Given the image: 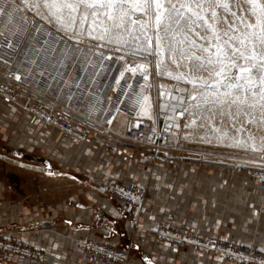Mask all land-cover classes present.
Masks as SVG:
<instances>
[{"label":"rangeland","instance_id":"rangeland-1","mask_svg":"<svg viewBox=\"0 0 264 264\" xmlns=\"http://www.w3.org/2000/svg\"><path fill=\"white\" fill-rule=\"evenodd\" d=\"M184 2H191V0H184ZM213 2L227 3L229 8L236 12L237 16H243L245 19L254 23V18L251 17L250 11H248L250 8L249 5L243 4L241 8H237L235 6L236 0H213ZM257 2L264 4V0H257ZM43 3L44 1L42 2V0H0V9L4 10L0 12V49L9 51L11 56L10 61L0 60V103L12 107V112L15 113L19 111L33 122L40 123L44 129L50 133L52 132V136L59 138V144L61 143L64 145L68 140H72L74 143L78 144L77 147L81 150L86 146L100 147V145L104 144L107 151H111L114 158L119 157L132 160L135 159L136 156H139L141 158L154 159L153 161L163 160L171 167H175L177 161L184 160V162L188 164H196L202 168L231 170L234 173H239L249 178V181L254 185L252 188L255 191L264 192V151H256L252 148L253 143L259 147L261 140L264 139V131L262 127V130H260V126H263L264 123H262L259 118L261 117L260 105L264 104V100L259 98V89H257V93L256 91L245 92L243 88L239 91L232 90V95L221 97V99L227 100L236 99L238 103H240L237 108H240L243 112H252L253 116H257L254 121L252 120V117H241L242 119L240 118L237 123L239 126L243 125L242 130L237 131L239 126L236 124L235 129L232 128L234 131H231L227 136H224L227 139L230 138V144L233 140L234 142L237 140L238 142H245L244 147L230 145L223 147L218 144H203L202 141L206 140L204 134L207 135L212 133L207 126H201L203 135L202 137L200 135L198 141L195 140L190 142L188 139V141H186L182 138L184 126L186 125V120H188L187 122L192 121L194 117L190 115L189 112H184L183 115H181L182 104L179 102L178 98L180 96L186 97L187 92L185 90L191 89V84L187 83L185 80L176 79L175 76L179 73L191 72L194 75L206 79L209 75L208 71L201 70L199 73H196L194 69L191 68L192 61L183 60L173 62L168 58L166 53L159 57L162 63L158 68L157 57L148 55V53L143 51V47H140L139 50H137L122 45L111 44L105 40L95 39L93 38L95 37L94 35H88V24H85L84 28L81 29L78 21L75 19L74 24L70 23V25L67 26L68 24L66 23L69 21H67V19H69L68 14V18H63L66 16L64 13H68L67 10L66 12L63 10V15L65 16L62 17L60 16L61 11L58 10L60 20L65 19V21H67L63 22L65 23L63 29V26L60 25L61 21L57 25L58 22L56 23V17L54 16L55 18H51L53 12L50 13V16L48 11L51 9L49 8L48 10V8L44 7ZM193 10H195L194 5ZM137 17L140 18L142 23H148L147 17H140L139 13L137 14ZM137 17H133V19H136ZM217 17L221 19L227 18L229 22L233 19V17L220 8H217ZM58 20L59 19H57V21ZM152 23L154 25V20ZM209 23H212L210 17ZM3 24H5V29L2 27ZM66 26L68 28H65ZM241 27L243 26L241 25ZM215 28L217 33H222L228 29V25L220 23L216 25ZM2 29L5 31H2ZM97 29L100 30L98 27ZM34 33H38L37 39L34 38ZM148 33L149 35H153L152 28L148 29ZM196 33H199V36H197ZM187 35L188 39L194 41L198 45L204 44V46L207 47L209 41L215 43V41L211 39L213 37V32L211 30L203 31L200 28H196L195 32H189ZM200 36H207L209 37V40H201ZM59 37L61 38L60 40ZM126 38L128 39V37ZM129 43H131L130 38ZM152 46L155 47V38H153ZM192 51H195L196 55L202 57L207 56V53H201L195 49H192ZM104 53L108 54L107 58L103 57ZM3 57L6 56L4 55ZM178 63L185 65V67H178ZM252 63L253 65H258L259 61H253ZM141 64L148 68L151 77L150 88L153 95L152 116L154 118L150 117V115L148 116L144 109L138 107V103L135 100L134 94L139 92L138 89L143 85L142 83H144V81L142 82V78L144 76H136L138 82L134 81L133 83L132 91L135 88L136 90H134L133 95L130 96V107L132 106L138 111L140 118L154 122V125L158 126L160 129L165 130L166 128L167 130H170L171 140L168 144L163 145L160 151H157V149L154 148L144 149L128 140L125 136H122L121 134H124L127 128L125 117H119L117 119L114 126V133L101 134L94 128L91 130L84 122V116L78 115L74 112H79L81 110L80 107H74L68 101L73 95L89 93V86H91L90 90H92L93 94L102 91L107 97H115V100L120 98L123 95V78L125 80L126 77L128 78L132 75L128 73L130 72L129 70L123 75H120L121 70L123 68L138 67ZM164 69H167V71H164ZM15 70L20 72L28 82L23 83L16 81L11 74ZM261 71L264 70L259 69L258 67L249 66V72L244 73L243 75H251L253 84L258 86L260 83L258 76ZM236 74L237 69L235 68L229 72V76H234ZM117 82L120 84L118 85ZM163 82L171 85L169 96L162 95V87L160 86ZM239 83L245 85V87L248 86L245 80H241ZM115 84L117 87L116 90H113ZM136 84L139 86L137 85L136 87ZM115 100L110 103H114ZM49 101L61 104L58 109L67 113L64 115L65 118L61 120V123L69 126L72 132L66 131L62 127L58 128L47 125L44 120L34 112L37 110L39 114L44 113L45 115H56L57 107L56 109L44 108L47 107L46 103ZM166 103L168 104V109H163V104ZM248 106H252L253 108ZM237 108L235 109L237 110ZM257 109L258 112L260 111L259 113L256 112ZM173 111L177 113L174 115L176 119H178H175V122L173 123L174 125H172L169 120V116H171L170 113ZM232 112L235 111L232 110ZM225 119L228 118L225 117ZM196 120L199 121L197 118ZM249 120L252 122L249 123ZM239 122H241V124ZM251 132L255 134L253 135ZM248 133L252 135V137L255 136L254 140H256V137L260 138H257L256 141L253 140L252 142V140L248 139L250 137ZM260 134L262 135L260 136ZM99 140L104 141V143L101 144L100 142L99 144ZM247 140L249 143L246 142ZM22 147L10 142L9 136L0 131V264H20L17 258L19 256L17 251L14 253L9 248V244L27 251L29 255L23 256L22 261L32 262V264H36L40 258L48 263L53 258H56L58 254H62V251L60 250L49 251L25 243L22 236L24 230L21 227L15 229L13 225L9 228L7 221H9L10 219L8 218H11L12 216L9 214L10 211L15 210L19 213L20 210H17L22 208V203L32 206H34L33 204L35 203V205L41 209L48 207V209H46V212H48L57 199L62 202L65 200L66 202V199L70 197V201L68 202L69 205L67 204V206L75 209L72 207L75 204V202H73L75 198H73L72 195L76 196V201H81L82 198L80 196L83 198L85 197V200H88L89 197L96 200L97 203L93 204V202H91L93 205L98 206V209L107 204L106 202L109 200H116L122 207V216L117 218L118 220L105 217L96 221L93 219L94 223L92 222L90 231L96 236V239L91 236L87 237L83 235L76 237L73 240L72 245L68 248L69 252L66 254L67 258L69 255L75 254L81 258L82 264H95V254L87 249H82L79 244V242L87 241L89 242V245L95 243L97 245L109 246L116 251H128L130 253L131 264H133V260L135 259H142L141 252L143 246L140 241H138L141 213H138L137 215L138 225L132 227L131 223L136 215L125 211L121 201L115 197H110L108 193L104 192V189L113 182L126 184L124 178H118L117 180L109 182L100 181V178H98L96 181L92 180L89 182L87 179V176H89L88 172L82 170L75 171L63 165V151L62 155H60L56 161L55 159H50L55 167L53 170L52 168H47L45 165H41L43 171H35V163H38L39 161H36L33 157L30 158L21 155L20 152L22 151ZM100 150H102V148H100ZM121 150L130 152L133 156L122 155ZM97 152H99L98 149ZM76 157L79 158L78 155ZM76 160L77 158H75V161ZM40 164L43 163L40 161ZM55 177L70 179L71 182L73 181L72 183H74V185L78 186V188L73 189L68 186L58 188L57 186L50 185L52 182L51 179ZM138 187L146 191L147 198V189L140 186ZM62 190V194L65 195V198L58 193V191ZM42 192H47L46 197L41 196ZM53 192L54 194H52ZM51 196L54 197V199L51 198ZM146 201L147 199H145V205ZM89 203L90 202H87L86 205H89L88 208H91L90 206L92 205ZM13 215L15 216V214ZM18 215L22 217L23 212ZM62 215L63 217L59 221L62 225L72 223L80 226L84 224V220L79 219L80 217L74 212H70L69 215L63 213L61 216ZM126 225L131 232V237H129L128 240L125 238L123 240L116 239V236H118L116 229L122 227L124 230L126 229ZM114 230L116 234L114 233ZM26 231L33 233L36 232L32 231L30 228H27ZM117 231L120 233L119 230ZM160 231L175 233L183 238H195L204 243L208 240H215L218 242V245L223 248L222 250L226 251L225 249L228 248L233 255L226 254V252L213 253L194 245L171 244L167 241H160L158 239V233ZM156 237L159 242L168 243L180 247L181 249L195 247V249L201 253H213L214 255L225 258L230 264H264L263 252H259L256 249H249L246 251L238 246H233L230 242L221 240L218 237L204 239L199 235L192 233L191 228L188 227H183L180 230L162 228L157 231ZM131 245H135L136 249H131ZM238 255H241L243 259H240ZM85 257L86 259H84ZM2 259H5V261L3 262ZM59 261L61 262L57 264H65L64 259H59Z\"/></svg>","mask_w":264,"mask_h":264},{"label":"crops","instance_id":"crops-1","mask_svg":"<svg viewBox=\"0 0 264 264\" xmlns=\"http://www.w3.org/2000/svg\"><path fill=\"white\" fill-rule=\"evenodd\" d=\"M0 129L9 136L10 142L23 146L21 155L39 161L35 163V171H43L41 165L53 170L55 167L50 159L56 161L63 151V165L75 171L88 172L89 182L98 178L106 182L124 178L126 183L133 182L147 189V201L138 229V241L143 246L142 259L133 260V264H230L221 256L201 253L195 247L181 249L159 242L156 233L162 228L180 230L188 227L192 233L204 239L218 237L243 250L256 249L264 253V192L255 191L250 179L242 174L231 170L202 168L184 160L177 161L175 167H171L163 160L153 161L139 156L132 160L114 158L111 151L105 148L104 141L100 140L99 144H103L100 147L86 146L83 150L78 149V144L72 140L62 145L59 144V138L52 136L40 123L33 122L19 111L12 112V107L2 103ZM51 181L50 185L58 188H78L67 178L55 177ZM58 193L65 198L63 190ZM72 197L76 199V196ZM80 197L81 201L73 200L75 204L72 207L75 209L67 206L70 197L66 202L55 199L48 212V207L41 209L35 203L34 206L22 203V208L17 211L23 212V216L20 217L15 210L10 211L12 216L8 218L7 225L9 228L13 225L15 229L21 227L24 230L23 241L29 245L49 251H62L57 258L64 259L65 264H82L81 258L75 254L65 258L73 240L82 235L96 239L90 231L92 222L102 217L118 220L122 216V207L116 200H104L107 204L98 209V206L93 205L97 203L96 200L89 197L86 201L85 197ZM87 202H90L91 208H88ZM70 212L77 214L84 224L62 225L59 222L63 217L61 214L69 215ZM27 228L36 232H28ZM116 232L118 240L131 237L127 225L126 229L120 227Z\"/></svg>","mask_w":264,"mask_h":264},{"label":"snow or ice","instance_id":"snow-or-ice-1","mask_svg":"<svg viewBox=\"0 0 264 264\" xmlns=\"http://www.w3.org/2000/svg\"><path fill=\"white\" fill-rule=\"evenodd\" d=\"M243 4L250 6L248 11L254 18V23L243 16H237L227 3H215L213 0H191V2H184V0H71V2L60 0L59 5L57 0H51V2L44 0V6L47 8L59 7L61 15L63 10H67L69 22L73 24L75 17L72 13L83 8L79 25L83 29L91 16L92 21L87 29L89 36H92L93 31L100 27L101 34L93 38L137 50L143 47V51L148 55L157 57L158 68L162 63L159 57L166 53L173 62L192 61L191 68L196 73L201 70L208 71L209 75L206 79L191 72L179 73L175 76L176 79L185 80L191 84V89L185 90L186 97L178 98L182 104L181 115L189 112L194 117L193 123H196L198 118L202 121V127L207 126L210 132H220L222 136H227V132L213 125L217 116L220 117L222 124L227 125L231 122L233 128L241 117H252V120L256 117L251 112H243L239 108L232 112L231 108L237 100L221 99V97L232 95V90L239 91L243 88L245 92H254L259 89L260 99L264 100V71H261L258 76L260 80L258 86L253 84L251 75H243L249 72V66L264 70V4L258 3L257 0H236L235 6L241 8ZM217 8L233 17L232 21L229 22L227 18H218ZM2 11L4 10L0 9V12ZM138 13L140 17H147L148 23H142L137 17ZM133 17L137 18L133 19ZM209 17L212 23H209ZM220 23L227 24L228 29L217 33L215 26ZM149 28H152L153 35H149ZM196 28L203 31L211 30L213 32L211 39L215 43L209 41L208 46L205 47L204 44L198 45L188 39L187 34L195 32ZM196 35L199 36V33ZM126 37L131 39V43ZM153 38H155V47L152 46ZM200 39L209 40V37L200 36ZM192 49L207 53V56L196 55ZM253 61H259V64L253 65ZM177 66L185 67L180 63ZM233 68L237 69V74L229 76ZM16 79H20L19 75ZM241 80H245L248 86L245 87L239 83ZM260 111V119L264 123V104L260 105ZM242 128L243 125L237 131ZM249 139L255 138L250 136ZM252 148L256 151H264V139L261 140L259 147L253 143ZM145 259L147 260V257Z\"/></svg>","mask_w":264,"mask_h":264},{"label":"built area","instance_id":"built-area-1","mask_svg":"<svg viewBox=\"0 0 264 264\" xmlns=\"http://www.w3.org/2000/svg\"><path fill=\"white\" fill-rule=\"evenodd\" d=\"M38 33H34V38L37 39ZM61 38L59 37V40ZM58 40V41H59ZM97 53V51H96ZM6 57H3V56ZM10 52L6 51L4 49H0V60L2 61H10ZM104 58H107L103 56ZM18 69V68H17ZM13 75V78L18 82L26 83L28 82L26 78L23 77V75L18 72L17 70L13 71L11 73ZM21 74V75H20ZM19 75L20 79L17 80L16 76ZM133 83H128L126 81H123V95L115 100V97L106 96L105 94L100 91V93H94L92 90H90V87L88 88L89 93L86 94H76L73 95L68 101L71 103L74 107H80V111L76 112L78 115L84 116V122L90 128L93 130V128L101 134H110L114 133V126L119 117H125L127 122V128L126 132L124 134H121L122 136H125L128 140L135 143L136 145H139L142 148H154L157 149V151H160L162 146L165 144H168L171 140V133L170 130L160 129L158 126H155L153 122H150L148 120L142 119L139 117L138 111L135 110L134 107H130V96L133 95ZM114 103H110L114 101ZM110 103V104H108ZM109 105V106H108ZM47 109H56V115H45L44 113H38L37 110L34 112L38 114L47 125H51L58 128H64L66 131H71V128L67 126L66 124H62L61 120L65 118L64 115L67 113L65 111H62L58 109L61 104L58 102H52L49 101L46 103ZM43 107V106H42ZM107 107V108H106ZM71 114V113H70ZM68 114V115H70ZM121 154L128 155L132 157V153L127 152L125 150H121ZM104 192L108 193L110 197H115L119 201H121V204L125 208V211L134 213L136 216L134 220L131 223L132 227H136L138 225L137 223V215L138 213H142V210L145 207V199H146V191L144 189L139 188L135 183H126V184H120L118 182H113L109 184L105 189ZM185 237V236H184ZM158 239L160 241H167L171 244L177 243V244H187V245H194L198 246L206 251H210L213 253H222L226 252V254L233 255L230 252V249L226 248L222 250L218 245V242L215 240H208L206 243L191 238L188 239L187 237L183 238L182 236H178L175 233L171 232H163L160 231L158 233ZM82 249H87L96 256V263L95 264H131L130 261V253L128 251H116L113 248H110L109 246H102L97 245L95 243H92L89 245V242H79ZM136 244V243H135ZM10 245V249L19 255L18 262L20 264H32V262H23L22 258L23 256H28L29 254L27 251L20 247H14ZM131 249H136L135 245H131ZM240 259H243L241 255H238ZM67 258V257H65ZM6 259V258H5ZM5 259H2L4 262ZM36 259V258H32ZM86 259V257L84 258ZM61 261H59V258H53L51 261L44 262L42 258H40L39 261L36 262V264H57ZM90 263V261H89Z\"/></svg>","mask_w":264,"mask_h":264},{"label":"bare ground","instance_id":"bare-ground-1","mask_svg":"<svg viewBox=\"0 0 264 264\" xmlns=\"http://www.w3.org/2000/svg\"><path fill=\"white\" fill-rule=\"evenodd\" d=\"M39 1V0H38ZM44 0H42V2H43ZM70 1V0H69ZM218 1V0H217ZM50 2H51V0H50ZM60 1H58L57 0V5H59L58 3H59ZM71 2V1H70ZM261 3V2H260ZM263 3V2H262ZM43 5H44V3H43ZM45 7V6H44ZM47 8V7H46ZM45 8V9H46ZM59 7H55V8H50L51 10H49V8H48V12H49V15H50V13L51 12H53L54 13V15H53V13L50 15L51 16V18H53L54 16L56 17H54L55 19H56V23H57V25L59 24V22L61 21V23H60V25H62L63 26V29H64V24L65 23H63V22H67L69 19H67V21H65V19L66 18H68V16H67V14L68 13H64V14H66V16L65 15H61V13H60V16L62 17V16H65V17H63V18H65V19H61L60 20V17H59V11L58 10H60V9H58ZM37 10V9H36ZM35 10V11H36ZM58 11V15L56 14V12ZM38 11V10H37ZM39 11L41 12V10L39 9ZM61 11V10H60ZM65 12H66V10H64ZM83 8H81V9H79L77 12H74V13H72V16H74V17H76L75 19L78 21V23H79V20H80V15H81V13H83ZM12 12V11H11ZM15 13V12H14ZM58 16V18H57V16ZM42 16V15H41ZM44 18H45V14H44ZM57 19H59L58 21H57ZM47 20V19H46ZM54 20V19H53ZM63 20V21H62ZM55 21V20H54ZM91 21H92V18H91V16H89V19H88V21H87V23L86 24H88V25H90L91 24ZM48 22V21H47ZM69 22V21H68ZM66 23V24H68L67 26H69L70 25V22L69 23ZM63 23V24H62ZM87 25V26H88ZM65 27V28H68V27ZM87 26H86V28H87ZM60 28H62L61 26H59ZM4 29H5V27H3ZM98 28H100V27H98ZM88 29V28H87ZM2 31H5V30H3L2 29ZM88 32V31H87ZM101 32H102V28H100V30L99 29H97V30H95V31H93V33H92V35H94V36H98V35H100L101 34ZM129 39V38H128ZM69 40H71V39H69ZM72 41H74V40H72ZM105 41H107V40H105ZM8 50V49H7ZM120 50V49H119ZM104 56L105 57H107L108 56V54L107 53H104ZM121 59V58H120ZM186 62V61H185ZM188 63V62H187ZM187 63H186V65H187ZM140 66H142V67H140ZM133 69H135V71H133ZM128 70L130 71V72H128ZM125 72H128V73H130V74H132L131 75V77H126V79L124 80V78H123V80L122 81H126V82H128V83H131V82H138L137 81V79H136V76L137 75H141V76H144L142 79V82L144 81V83H146V84H144V83H142L143 85L141 86V88L140 89H138L139 90V92H136L134 95H135V100L137 101V103H138V107H140V108H142V109H144V111L148 114V116L150 115V117H152V118H154L153 116H152V110H153V101H152V90H151V88H150V85H151V77H150V73H149V70H148V68L146 67V66H144V65H139L138 67H129V68H123L122 70H121V74L120 75H123ZM119 76V75H118ZM120 77V76H119ZM145 77H147V79H145ZM140 78V77H139ZM119 80H120V78H119ZM140 81V80H139ZM121 82V81H120ZM117 84L119 85L120 83H118L117 82ZM140 84H141V82H140ZM137 85L138 84H136V87H137ZM146 85V86H145ZM139 86V85H138ZM116 87H117V85L115 84L114 85V88H113V90H116ZM160 87H162V95L163 96H169V93H170V91H171V85L170 84H167V83H162V85L160 86ZM134 90H136V88L134 89ZM115 92V91H114ZM113 92V93H114ZM256 93H257V91H256ZM252 94V93H251ZM260 94V93H259ZM249 95V94H248ZM181 97V96H180ZM249 97H251V96H249ZM258 97V96H257ZM253 98V97H252ZM260 98V97H259ZM177 99V98H176ZM250 99V98H249ZM251 101V100H250ZM253 101V100H252ZM240 103H238V101H237V103L236 104H234L233 106H232V108H231V111L232 110H234V111H236V109L235 108H237L238 107V105H239ZM254 104V103H253ZM167 103L166 104H163V109H165V108H167ZM255 106H257V105H255ZM225 107H227V105H225ZM248 107H252V106H248ZM247 107V108H248ZM259 107V106H258ZM253 108V107H252ZM255 108V107H254ZM168 109V108H167ZM240 109V108H239ZM241 110V109H240ZM251 111H253V110H251ZM256 112H258V109H257V111ZM260 112V111H259ZM258 112V113H259ZM21 113V112H20ZM252 113V112H251ZM171 114V116H169V120H170V123H172V125H174L173 123L175 122V119H176V117H175V115L177 114V113H175V111H173L172 113H170ZM175 114V115H174ZM256 114V113H255ZM261 115V114H260ZM179 116V115H178ZM177 116V117H178ZM255 117L257 118V116L255 115ZM243 118V117H242ZM241 118V119H242ZM260 118V117H259ZM198 119V118H197ZM176 120H178V119H176ZM199 121H197L196 120V123H192V121H189V122H187L188 120H186V125L184 126V130H183V134H182V138L184 139V140H186V141H195V140H199V137H200V135H201V137H202V135H203V132L201 131V121H200V119H198ZM155 121V120H154ZM254 121V120H253ZM258 121V120H257ZM260 121V120H259ZM245 122V121H244ZM246 122H247V120H246ZM240 124H241V122H239ZM153 124H154V122H153ZM236 124L238 125V123L236 122ZM248 124V123H247ZM252 124H254V123H252ZM121 125V124H120ZM171 125V124H170ZM213 125L216 127V128H219V129H221L223 132H227V135L231 132V131H234L232 128V125H231V122L229 123V124H227V125H225V124H222L221 122H220V117L219 116H217V118L213 121ZM250 125V124H249ZM259 125V124H258ZM239 126V125H238ZM237 126V127H238ZM124 127V126H123ZM240 127H241V125L239 126V128H237V129H240ZM261 127H262V129H263V131H264V125L262 126H260V130H262L261 129ZM121 128V127H120ZM259 128V127H258ZM115 129V128H114ZM122 129V128H121ZM235 129V128H234ZM257 130H259V129H257ZM120 132V131H119ZM52 133V132H51ZM249 133H250V131H249ZM248 133V134H249ZM251 134H253V132H251ZM255 134V133H254ZM253 134V135H254ZM250 135V134H249ZM262 134H260V136H261ZM204 136H205V138H206V140H204V141H202V143L203 144H207V145H210V144H215V145H220V146H223V147H226L227 145H230V146H236V147H244V143L245 142H243V141H241V142H238V140L237 141H235L234 142V140H233V142L230 144V138L229 139H227L226 137H224V136H222L221 135V133L220 132H212V133H210V134H204ZM250 136H252V135H250ZM255 137V136H254ZM263 137H264V132H263ZM62 138V137H61ZM257 138L258 137H256V140H257ZM260 138V137H259ZM258 138V139H259ZM188 139V140H187ZM201 139H203V138H201ZM249 139V138H248ZM256 140H254V141H256ZM74 142V141H73ZM181 142H182V140H181ZM180 142V143H181ZM247 143H249L248 142V140L246 141ZM252 142H253V140H252ZM79 143V142H78ZM198 144V143H197ZM85 151V150H84ZM44 195H45V192L43 193V194H41V196L42 197H44ZM38 198V197H37ZM41 202H42V200H41ZM41 202H39V203H41Z\"/></svg>","mask_w":264,"mask_h":264}]
</instances>
